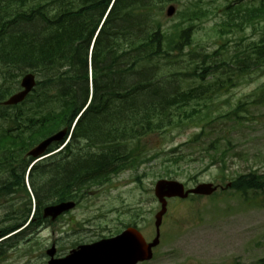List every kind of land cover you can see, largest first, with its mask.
I'll use <instances>...</instances> for the list:
<instances>
[{
	"label": "trees",
	"instance_id": "16d2710c",
	"mask_svg": "<svg viewBox=\"0 0 264 264\" xmlns=\"http://www.w3.org/2000/svg\"><path fill=\"white\" fill-rule=\"evenodd\" d=\"M170 1L0 0V121L5 125L0 133V173H4L0 200L21 195L4 215L8 223L0 226V236L22 226L32 210L24 182L32 158L26 152L40 139L64 127L69 130L78 114L64 154L30 168L35 205L28 228L40 223L44 205L81 199L91 186L109 181L130 163L154 158V153H147L148 138L176 128L194 124L200 131L170 151L161 177L176 175L169 165L192 161L179 151L183 146L196 145L205 153V169L226 165L228 155L233 154L232 140L222 144L215 137L204 144L206 129L223 124V118H238L248 100L264 104V83L225 113L213 115L209 105L216 92L225 90L250 67L264 63V25L259 39L229 61L217 49L198 55L200 65L193 68H199L190 74L197 83L177 89L173 80L187 76V67L171 71L167 64L175 60L170 55L182 53L192 43L193 20H202L210 12L193 11L186 15V26L177 23L165 29L155 9ZM242 1L234 0L222 9L227 19L218 23L219 30L255 28L264 21V0ZM233 64L235 72L218 71ZM89 67L92 93L88 103ZM25 72L38 76L36 87L20 104L27 107L9 112L13 107L3 106L2 101L17 88L14 77ZM229 180L233 192L244 198L250 192V201L264 205V195H258L264 192V172L249 170ZM258 264H264V258Z\"/></svg>",
	"mask_w": 264,
	"mask_h": 264
},
{
	"label": "rangeland",
	"instance_id": "374dc122",
	"mask_svg": "<svg viewBox=\"0 0 264 264\" xmlns=\"http://www.w3.org/2000/svg\"><path fill=\"white\" fill-rule=\"evenodd\" d=\"M233 1L173 0L156 7V16L165 29L177 23L186 26L189 23L186 15L193 11L204 9L210 12L202 20H193L196 27L192 43L182 53L170 55L169 59L175 60L167 64L171 71L181 72L187 67V76L173 80L177 89L197 83L190 74L199 68H193L200 65L198 55H209L217 49L221 50L222 58L229 61L262 35V20L255 28L245 25L243 30H219L218 23L227 19L222 9ZM169 4L176 6L172 17L165 15ZM228 66L220 67L218 71L237 70L235 64ZM19 79V75L14 77L15 81ZM263 83L264 63L257 68L250 67L240 78L226 85L225 90H216L218 92L209 105L210 111L219 115L234 109L240 100ZM247 102L238 118H223V124H212L202 139L204 144L215 137L222 144L227 139L232 140L233 154L228 155L226 165L217 163L205 169L207 158L202 157L204 152L199 147H179V151L191 156L192 161L180 166L169 165L176 174L172 179L181 181L186 187H194L201 182L225 185L231 176L249 170L264 172V104H252V100ZM199 131L200 128L192 124L148 138L147 153H154V159L130 163L103 187H93L74 210L56 221L43 223L13 238L15 233H10V238L0 239V264H47L45 250L52 242L55 243L56 255L63 256L77 243L112 236L127 225H136L144 237L151 240L154 236V214L160 205L153 192L155 182L159 178H168L160 176L169 163L166 161L168 153ZM222 175L226 176L225 179ZM1 177L0 173V180ZM259 193V196L264 195L263 191ZM250 198L251 193L245 199L229 189L210 197L170 200L160 227V244L152 260L142 264H258L264 258V206L253 204ZM19 199L15 194L0 200V226L8 223L4 215ZM260 199L257 198V202Z\"/></svg>",
	"mask_w": 264,
	"mask_h": 264
},
{
	"label": "water",
	"instance_id": "95a60500",
	"mask_svg": "<svg viewBox=\"0 0 264 264\" xmlns=\"http://www.w3.org/2000/svg\"><path fill=\"white\" fill-rule=\"evenodd\" d=\"M175 11L173 5L168 6L166 13L171 16ZM31 75H27L23 81L24 89L14 94L6 102V104H15L20 102L30 91L34 84ZM65 130L57 135L41 142L33 148L29 154L33 156L40 155L52 140H59L63 137ZM216 187L210 183L198 184L195 188L184 190L183 184L175 180H158L154 187V193L159 202L161 209L155 214V237L146 243L142 234L133 227H128L116 236L102 239L89 245H82L78 249H74L68 256L63 259H54V247L47 250V254L51 257L48 264H135L137 261L147 260L151 258L152 247L159 242V227L161 225L162 216L166 211V198L180 197L185 198L189 193L209 195ZM71 203H61L44 208V217L51 216L54 219L64 209H69Z\"/></svg>",
	"mask_w": 264,
	"mask_h": 264
},
{
	"label": "flooded vegetation",
	"instance_id": "af4514ba",
	"mask_svg": "<svg viewBox=\"0 0 264 264\" xmlns=\"http://www.w3.org/2000/svg\"><path fill=\"white\" fill-rule=\"evenodd\" d=\"M92 241H93V240H92ZM92 241L90 240V241H87V242H92ZM77 244H78V243H77ZM77 244H75V246H76ZM75 246H74V247H75ZM72 248H73V247H72ZM66 254H67V253H66Z\"/></svg>",
	"mask_w": 264,
	"mask_h": 264
}]
</instances>
